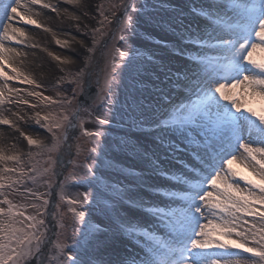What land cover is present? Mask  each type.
Here are the masks:
<instances>
[{"label":"snow or ice","instance_id":"snow-or-ice-1","mask_svg":"<svg viewBox=\"0 0 264 264\" xmlns=\"http://www.w3.org/2000/svg\"><path fill=\"white\" fill-rule=\"evenodd\" d=\"M35 5L57 11L44 0H0V106L38 107L27 99L12 100L11 95L20 96L22 90L8 87L13 80L41 87L11 67L20 53L7 46L24 44L26 33L18 24L43 27L32 18ZM109 10L117 21L113 39L128 44L129 37L140 35L141 23L166 29L177 38L172 55L184 57L186 63L174 68L171 59L155 58V53L132 44L127 51L113 44L103 52V69L85 71V59L84 68L69 81L76 85L71 98L26 93L60 111L36 112L32 118L51 134L50 144L21 131L29 146L25 157L0 149V264H264V58L254 56L264 53V0H202L189 13L199 19L187 24L182 9L165 0H119L110 3ZM96 11L99 27L84 32L92 46L81 41L88 53L96 51L97 35H107L105 25L112 24L103 3ZM103 48H108L107 40ZM94 75L97 91L90 96ZM77 90L112 119H127L143 142L126 132L105 143L102 138L108 133L84 128L82 112L91 113L83 104L72 107ZM252 101L260 107H252ZM95 120L102 126L112 122L99 115ZM0 125L16 127L2 112ZM77 128L92 144L87 150L91 163L87 157L78 162L79 143L73 154ZM118 155L135 157L141 171L122 167ZM45 156L41 165L36 157ZM237 163L251 175L233 166ZM105 170L119 172L128 182H111ZM51 175L63 176L56 187L66 205L61 211L56 204L51 213L60 230L55 243L45 227L50 203L45 197L52 193L32 187L43 181L50 190ZM158 177L179 190L154 183ZM73 184L89 190L72 194ZM145 192L157 199L146 200ZM16 195L19 202L10 198ZM132 209L156 218L153 231L142 226ZM158 225L167 230L164 236L157 235Z\"/></svg>","mask_w":264,"mask_h":264},{"label":"rangeland","instance_id":"rangeland-1","mask_svg":"<svg viewBox=\"0 0 264 264\" xmlns=\"http://www.w3.org/2000/svg\"><path fill=\"white\" fill-rule=\"evenodd\" d=\"M84 6L82 8L76 9L75 14L77 17L75 19L69 18V20H66L64 15L59 14L57 3V0H50L48 3L56 7L57 11L53 12L51 9L49 10V13L52 15H56V19L58 21H65L67 24V31L68 35L73 36L75 39H70L63 37L60 33L64 32L62 29H55V35H49L51 39L52 45H50V48L48 49V52L41 51L40 53L42 56H45V54L49 55L54 61L58 62V59L56 57H61V47L60 45H57L56 41L60 40L61 42L67 41L68 43L66 46L72 45L73 43L77 42L79 46L78 47V53L76 60L73 64L66 65V67H63L61 70L57 71L55 74L48 76V77H41L37 74H34L33 72H30L28 69H26V66L28 68V62L26 60V57L28 56V51L31 49L28 48L27 43L24 42V44H15L12 42L10 44L13 47H16L18 49H23V57L24 59L21 61L24 62V66L20 63L16 62V60L10 61L11 67H15L18 69L19 72H21L23 75L27 76L29 79L35 80L36 84L41 85V87L37 88L35 85H29V84H22L18 81H9L8 87L11 88H19L21 89L20 96H16L15 94L11 95L12 100H18L20 98L27 99L30 104H37V108H31L29 105H22V104H9L5 103L3 106H0V112H2L3 117L7 118L9 120H12L13 123L16 125L15 128L8 126V125H0V149H4L5 153L7 155L12 154H20L22 157H25V154L29 152V146L27 145V141L24 139L23 136H21L20 132L23 131L27 135L33 136V138L41 139L45 143L50 144L51 143V134L47 133V131L40 126L35 124L34 119H32L35 116L36 112H40L41 115H45L49 112L57 113L60 111L59 106L52 105L49 106L45 104L42 99H37L34 97H29L26 95L29 91H37L43 93L44 96L52 97L55 99H60L61 95L59 94V90L56 88V85L63 84V83H70L75 76V74L80 71V69L84 68V62L85 59L88 58L89 63V69H86L85 71L92 70L93 67L97 69H103L105 65L106 57L103 56L104 51L111 50L112 45L115 44V46L120 47L122 51L128 50V44H132L133 46L139 47L142 52H145L147 54L155 53V58L164 57L166 59H171L172 64L175 67H180L186 63V60L182 56H174L172 55L173 48L172 46L177 43V38L172 34L171 31L166 29L157 28L154 26H150L144 23H141L139 32L140 35L129 37L128 44H126L124 41L115 40L112 38L113 32L115 31L117 27V21L116 19L112 18L111 11L109 10V4L110 3H118L119 0H83ZM165 2L169 3L170 5L182 9L184 13V22L187 24L191 20L192 23H196L197 18H193L190 16V7L192 5H196L199 7L202 4V0H165ZM103 3L105 6V13L109 16V18L112 20L111 25H105L104 30L106 31L107 35L104 37H100L97 35V39L99 43L96 45V51L93 53H88L87 49L81 45V41H84L85 44H87L89 47L92 46V38L89 35L88 37H85L84 32L88 31L90 32L92 28L99 27L98 21L101 19L96 11L98 6ZM87 10L88 15L85 16L84 12ZM116 16L119 17L120 14L117 11ZM95 17V18H93ZM33 19H36L34 16ZM38 21V19H36ZM203 23V21H200ZM39 23V21H38ZM85 25H87V29L85 28ZM26 26V25H25ZM79 26V28L77 27ZM126 34V32L124 33ZM55 36V37H52ZM108 41V48L104 49L103 45L105 41ZM164 43L168 44V47H164ZM35 51H40L35 48ZM21 53V52H19ZM255 58L261 59L264 58V53H254ZM9 75H13L10 68L5 69ZM95 75L93 76L92 80L95 84ZM102 79V77H101ZM3 80H0V85H3ZM77 93L79 91L77 90ZM176 96V94H173ZM256 108H259V103L256 102ZM76 106V95L75 99L73 100L72 107L74 108ZM84 108L87 109L88 112L91 113V116L87 115V113L82 112V119L84 121V128L88 129L89 131H97V130H103L106 133H108L107 137L109 135L115 137L112 139L102 138L105 143H109L112 140H116L121 136H124L126 132H132L133 135H131L129 138L136 139L137 137L140 138L141 142H143L144 137L141 135V133L135 129H131L127 119L124 121H118L115 119H112L107 115L106 110L103 107H98L97 104H94L93 102ZM99 115L101 118H109L112 120V122L109 125H99L98 122H96L95 117ZM19 117H24L23 120L19 119ZM43 123V122H42ZM146 127L145 125H141V128ZM19 129V131L17 130ZM75 137H78L79 140L73 139L71 142L74 145L73 148V154H75V144L79 143L80 147L82 149V156L78 158V162L81 159H84L87 157L86 162L91 163L92 162V154H90L87 150L92 147V144L90 140L83 136L82 130L77 128L76 132L74 133ZM36 149H32V152H35ZM88 156H90L88 158ZM47 157H36L37 160H40V164L43 165L44 160ZM117 163H119L122 167H131L134 171H141L138 161L135 159V157L132 156H125V155H118L117 156ZM9 166H12V163H9ZM234 167H237L241 172H243L245 175H251L250 172H247L244 170L239 163L234 164ZM71 166H69L70 169ZM60 168L57 167L56 171H59ZM64 175H67V170L64 171ZM103 175L109 179L111 182H119L123 181L124 183H127L128 181L125 179V177L120 174L117 171L114 170H105L103 172ZM46 180L49 179V177L45 178ZM63 180V178H62ZM61 180V181H62ZM55 182V175L50 176V183L53 184ZM154 183L162 186H167L172 188L174 191H178V188L172 187V184L167 181L163 177L155 178ZM33 190H39L40 193H45L50 191L47 187L43 186V181L40 185L32 186ZM88 187L80 184H73V186L69 189V191L72 194H75L76 192H83L88 191ZM14 199V201L19 202L20 197L19 195L10 197ZM45 198L50 199V196H46ZM145 199L146 200H154L157 199L151 192H145ZM159 199H163L160 197ZM62 205V202L59 200V188L57 189V197L56 201L54 203V210L55 211V205L56 204ZM162 206V205H161ZM173 207H176L177 205L173 204ZM61 208V211H66V208ZM132 214L135 217L140 218L141 224L143 227H145L148 231H153L151 225L155 221L156 218L151 217L149 214L138 210V209H132ZM29 214H33V210H28ZM46 219V216H45ZM251 219V218H249ZM47 221V219H46ZM51 222L54 225V234L53 237L49 238L51 234L50 225L47 221L45 227L49 230L48 231V238L55 243L56 241V235L55 233L59 232L60 230L56 227V221L52 220ZM70 232V229H68ZM157 235L164 236L166 233V229L163 226H159L155 229ZM140 240L142 243H146L147 241L144 240L143 237H140ZM51 247V245H49ZM247 255V254H243Z\"/></svg>","mask_w":264,"mask_h":264},{"label":"bare ground","instance_id":"bare-ground-1","mask_svg":"<svg viewBox=\"0 0 264 264\" xmlns=\"http://www.w3.org/2000/svg\"><path fill=\"white\" fill-rule=\"evenodd\" d=\"M50 0H44L45 3H48ZM57 6L59 11V14L64 15L66 20L75 19L77 15L75 14L76 9L82 8L85 4L83 0H80L79 5H73L68 4L65 2V0H57ZM33 7V16L38 19L39 23L43 26L42 28H36L33 25H24L23 23L18 24V27H21L23 31L26 33L25 37H22L21 39L24 40V42L27 43V46L30 51H28V56L26 57V60L28 64V68L26 66V69H28L30 72H33L34 74H37L41 77H48L53 74H55L57 71L61 70L63 67H66V65L73 64L76 60L77 53H78V43L75 42L72 45L69 46H62L61 48V57L58 60V62L54 61L49 55L45 54V56H42L40 53L41 51L48 52V49L50 48L51 39L49 35H55V29L59 28L62 29L64 32H61L60 34L63 37H66L67 39H75L73 36L68 35L67 31V24L65 21H58L55 17L56 15H52L49 13V10L42 8L39 5L32 6ZM44 29H49V31H45ZM55 37V36H52ZM12 42H7V46L10 48H15L16 52H21L19 56H15L13 60H16L18 63H22L21 65L24 66V62L21 61L24 59L23 57V49H18L16 47L11 46ZM33 45H36L33 47ZM35 48L40 51H35ZM12 60V61H13ZM175 97V96H174ZM257 104L255 101L251 102V106L255 107Z\"/></svg>","mask_w":264,"mask_h":264},{"label":"water","instance_id":"water-1","mask_svg":"<svg viewBox=\"0 0 264 264\" xmlns=\"http://www.w3.org/2000/svg\"><path fill=\"white\" fill-rule=\"evenodd\" d=\"M91 88H92V91H91V93L89 95L90 96H94L96 91H97L96 84H92ZM91 102H92L91 100H87V102H85V98H83L80 93L78 94L77 99H76V103L77 104H83V106L86 105V104H89ZM61 171H63V170L61 169L60 171H57V172L59 173ZM61 178H62L61 175H55V182H54V184L52 185V188H51L52 195L50 197L48 216L51 215V211L53 209V203L55 202L56 192H57V188H58V187H56V185L60 182ZM52 229H54V228H52Z\"/></svg>","mask_w":264,"mask_h":264},{"label":"trees","instance_id":"trees-1","mask_svg":"<svg viewBox=\"0 0 264 264\" xmlns=\"http://www.w3.org/2000/svg\"><path fill=\"white\" fill-rule=\"evenodd\" d=\"M75 87H76V85L75 84H71V83H65V84L56 85V88L59 90V92H60L59 94L61 95L60 99H63L65 96L71 98L74 95L72 90ZM75 95H76V93H75ZM60 99H55V100H60ZM109 138L112 139V138H115V137L109 135L107 137V139H109ZM61 208H63V210H65L64 208H66V205H64L62 203ZM70 231H71V229H70Z\"/></svg>","mask_w":264,"mask_h":264}]
</instances>
